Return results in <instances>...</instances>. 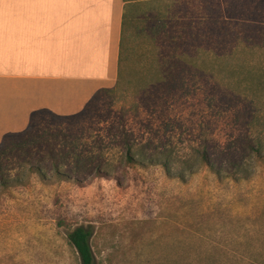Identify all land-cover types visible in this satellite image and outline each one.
Wrapping results in <instances>:
<instances>
[{"label": "rangeland", "instance_id": "374dc122", "mask_svg": "<svg viewBox=\"0 0 264 264\" xmlns=\"http://www.w3.org/2000/svg\"><path fill=\"white\" fill-rule=\"evenodd\" d=\"M131 1L120 88L101 94L81 117H46L40 125L83 143H109L115 169L103 178L71 174L62 181L48 172L0 186V264H81L68 242L78 227L92 232L95 264H264V162L241 180L188 160L207 143L224 169L253 165L243 151L264 137L246 123L254 99L214 64L211 71L193 67L192 47L186 51L178 41L169 48L152 35L162 15L175 41L189 21L209 16L223 21L224 30L246 16L264 21V0ZM236 30L230 37L239 41L245 29ZM157 54L165 65L157 63L154 69L163 67L155 75L150 63ZM258 106L264 117V99ZM118 130L148 152L171 138L172 172L147 161L126 167ZM186 161L195 170L178 178Z\"/></svg>", "mask_w": 264, "mask_h": 264}, {"label": "trees", "instance_id": "16d2710c", "mask_svg": "<svg viewBox=\"0 0 264 264\" xmlns=\"http://www.w3.org/2000/svg\"><path fill=\"white\" fill-rule=\"evenodd\" d=\"M125 2L127 4L123 16L119 70L115 88L98 91L83 111L76 115L60 117L47 110L35 111L31 114L29 125L25 131L5 135L0 143V186L2 188H8L13 184L19 185L20 179L25 176L37 175L43 178V174L46 175L48 172L53 173L59 180L69 181L71 174L79 178L82 176L103 178L107 177L109 171H114L115 168L111 166L110 159L114 149L110 147L109 143H105L103 140L102 142L95 141L92 145L83 143L78 136L62 134L60 129L41 128L40 125L46 117L55 121L81 117L86 113L87 107L101 94L115 93L120 88L123 81L121 76L124 61L128 51L127 34L130 25L128 12L131 10L132 1L125 0ZM243 20H246V23ZM243 20L232 23L233 28L227 30H224L225 23L223 21L212 19L211 16L195 22L189 21L186 29L184 28L185 31L180 35L178 33L177 41H175L171 35L170 27L167 26L169 20L165 15H162L158 18L157 25H155L157 29H154L152 35L156 40L158 38L164 39L169 48L173 44L176 45L178 41L179 47L184 46L186 51H192L188 46L192 47L194 54L191 64L198 71H211L214 64L223 70L222 72L237 78L239 87L242 88L243 86L244 88L240 94H246V96L251 94L255 102L253 107L255 112L246 119V123L251 120L250 126L257 132H263L264 117L260 118L257 112L262 110V107L258 105L264 99V21L257 18L252 20L247 16ZM240 26L245 29V35L237 41L230 37V34L235 31V27L240 30ZM213 37L216 39L214 43ZM230 39L237 42L227 46ZM151 62L150 64L155 63L154 66H151L152 71H155V75L160 74L163 66L154 68L157 63L165 65V58H159L157 54ZM246 123H244L245 126ZM129 136L131 135L127 131L118 130L116 137L123 145V150L119 156L126 167L142 166V163L147 161L149 163L156 162L157 165L162 166L167 174L172 172L175 158L170 146L171 138L165 139V144L159 148L155 147L148 152L133 139L129 141ZM212 148L214 147L202 143L201 147L193 149V154L189 156L188 160L195 159L199 167H207L217 176L225 172L233 179L241 180L250 179L254 172L253 167L257 163L264 162V137L257 138L255 145L250 142V145L247 144L246 146V151H243L247 152V156L252 160L253 165L234 163L229 168L224 169L221 166V156L217 158L216 152ZM183 165V169L178 172V178H182L186 172L192 174L195 170V164L189 161L184 162ZM13 172H18V174ZM77 182L79 183V179ZM91 237L92 232L84 227H78L68 235L69 245L75 250L81 264H95V256L90 245Z\"/></svg>", "mask_w": 264, "mask_h": 264}, {"label": "crops", "instance_id": "0c3cea01", "mask_svg": "<svg viewBox=\"0 0 264 264\" xmlns=\"http://www.w3.org/2000/svg\"><path fill=\"white\" fill-rule=\"evenodd\" d=\"M125 0H0V143L117 84Z\"/></svg>", "mask_w": 264, "mask_h": 264}]
</instances>
